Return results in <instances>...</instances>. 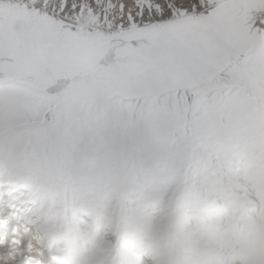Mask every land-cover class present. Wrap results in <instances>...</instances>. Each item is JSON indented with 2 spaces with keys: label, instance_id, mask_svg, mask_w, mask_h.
<instances>
[{
  "label": "rangeland",
  "instance_id": "rangeland-1",
  "mask_svg": "<svg viewBox=\"0 0 264 264\" xmlns=\"http://www.w3.org/2000/svg\"><path fill=\"white\" fill-rule=\"evenodd\" d=\"M4 11H11L7 4ZM17 19L13 12L11 22ZM48 25L34 34L42 45L129 41L97 27L90 13L70 35ZM125 63L134 62L107 66L123 70ZM81 81L88 86L70 91L0 78V168L11 182L31 180L45 189L62 220L64 245L68 216L74 228L86 213L90 222L101 216L114 222L115 239L130 235L158 251L142 264H264V43L256 40L236 61L172 83L144 72ZM151 203L164 223L149 212ZM187 205L196 240L176 231ZM208 205L223 216L215 226L205 218ZM123 255L120 264H136ZM222 256L232 261L223 263ZM113 257L95 259L103 264Z\"/></svg>",
  "mask_w": 264,
  "mask_h": 264
},
{
  "label": "snow or ice",
  "instance_id": "snow-or-ice-1",
  "mask_svg": "<svg viewBox=\"0 0 264 264\" xmlns=\"http://www.w3.org/2000/svg\"><path fill=\"white\" fill-rule=\"evenodd\" d=\"M89 13L97 27L127 37L144 74L161 84L210 70L244 41L264 43L257 23L264 21V0H0V78L8 66L40 55L30 39L16 46L15 34L34 35L50 21L70 35ZM18 224L6 220V242Z\"/></svg>",
  "mask_w": 264,
  "mask_h": 264
},
{
  "label": "bare ground",
  "instance_id": "bare-ground-1",
  "mask_svg": "<svg viewBox=\"0 0 264 264\" xmlns=\"http://www.w3.org/2000/svg\"><path fill=\"white\" fill-rule=\"evenodd\" d=\"M11 23H14V22H11ZM107 30L109 29L107 28ZM27 38L28 37L23 38V37H20L18 34H15L13 36V41L16 46L23 47L25 43V39ZM253 42L254 41H250V40L244 41L239 47H242L243 50L247 48H251ZM125 45L126 44L124 43L122 46H125ZM128 45H131V43L128 42ZM111 46L113 45L111 44ZM239 47L233 50L232 52H230L221 63L219 62L216 64H220V67H221V65L223 64H229V63L236 61V59L239 57L240 52L243 51V50L240 51ZM117 49L118 48L114 49L113 53L116 52ZM59 51L60 50L58 49H52V50L45 51L44 54H45L47 63H42L40 59L36 58L34 60H31V59L24 60L15 65L8 66L5 71L4 76L13 78L16 81L20 80L24 83H30L34 86H44L48 88H61L62 86H64L66 87L65 89L68 88L70 91L73 89H77L79 87L88 86L86 84V81H81L82 79L84 80V77L82 76L85 75L84 71L82 70L83 68L81 67H83L82 65L86 66L87 63H85L84 61H82V65L78 63L79 61H81V58L84 59V57L79 56L78 53L87 54L85 57L86 60L92 59V58L97 59L98 57H96L97 55L94 53L95 47L94 46L93 48L92 47H83V48H65L64 47V51H65L64 57L60 55H56V52H59ZM127 56H131V53L128 52ZM59 57H62V58H59ZM131 57H134L131 60L134 63L130 67H126V64L128 63H125V67L123 68V70L120 66L111 67V66L106 65L105 67L103 66L102 68L98 69L93 75L99 76L101 78H113V77L115 78V77H128L130 75L135 76L139 73H143L142 64L138 63L140 61V58L136 56V54H132ZM76 58H79V59H76ZM108 59L109 58L105 60L107 61ZM119 63H123V62L119 61ZM38 68L43 70V74L45 72L48 75V77H46L45 75L39 74ZM50 71L55 72V74L50 73ZM62 74H63V77L61 76ZM78 75L80 77L79 79L77 78ZM54 78H60V79H54ZM64 80L67 82L65 83ZM60 81L65 84H59ZM0 169L4 170V171H0V178L5 177L4 173H8V171L5 168H0ZM30 182L32 184L31 183L25 184L22 182V185L21 186L18 185L20 187H18L15 190H12L11 188L9 189L12 191V193L9 194V197L14 198L12 200L16 199V201L19 202L18 205H16L12 209L13 211L19 212L18 215L21 218V221L18 224V228L20 227L21 229H20L19 234L15 235L17 237L15 239L17 240L20 237V235L21 237H23L24 236L23 233L26 232L25 238L26 237L28 238L27 241H29L30 239V242L27 243L24 247L22 246L23 247L22 251L29 250L28 253H31V256H36L40 254L41 251H38V243H37L39 242L43 247H45L46 253L48 251H51L52 255L57 256L58 260L56 262L60 260L64 262L66 261V259L68 260L69 253L65 251L66 243L64 245V241L62 238V232H63L62 220L59 217H57L56 212L52 207L53 205L52 202H50L51 206L48 205V200L45 196L46 193H42L40 189L38 190L36 188L35 186L37 185L36 182L31 181V180ZM0 188H3L2 190L6 189V185L3 183L2 179H0ZM43 191L46 192L45 190ZM1 203L3 206H8V204H10L6 198L0 197V204ZM151 204L148 207L149 212L152 214V216L155 219H157L158 221H162L161 219L162 210L156 209L155 204L153 203ZM211 205L213 204L211 203ZM23 206H26L25 208L27 207L30 208L31 211L29 213H26L23 210ZM5 209L10 211L11 207H8ZM248 211L250 214L255 215L257 209L252 207L248 209ZM193 212L194 211L191 205H187V211H185V213L183 212V209L181 208V217L177 225H175L176 231L179 233V236L181 238L188 239V240H193V239L196 240L194 238L195 236L193 235V233L190 232L191 230L189 229L190 223L193 219V217H191ZM203 212H204L206 220H208L212 224V226L213 225L215 226L216 224H218V222L220 221V218L223 217L222 215H216V211L213 206H209V205L203 206ZM5 215H6L5 213L0 215V224L6 222L5 221L6 218L3 219ZM83 217L84 218H82V220L78 219V222L76 223L77 225L74 226L73 228L71 227V223H70L69 216H68V224H69L68 238H69L70 248H71V253H72V256L70 257L72 261H73V258L76 259V261L78 262L76 264H98L95 258L98 256H104L108 253H112L114 255L113 258L108 259V262L110 264H113V263L120 264L121 262H123L119 258L120 256L122 257L125 256L123 254H126V256L129 255L127 256L128 259L129 257L133 258L136 264H142V262L144 261L143 258L145 257H149L150 259L153 260L154 257H158V255H160V254L157 255V252H158L157 250L154 251L151 246H148L146 244L144 245L143 243L141 244V241L138 238L133 239L130 235L123 236L124 238L122 237L120 239L118 238L119 237L118 236L115 239V225L116 224H114V222L112 221H109L110 219L107 220L106 218H103L101 216V218L99 217V219H96V220L93 219L94 222H90L91 220L89 221L88 214L85 213ZM225 219H227L228 221L231 219V217L228 216ZM83 220H85V224L82 223ZM164 222L165 220L162 221V223ZM101 235L105 239H103L102 241L100 239H95L97 236H101ZM33 236L37 239V241L35 242L31 241ZM8 242L9 241L6 242L5 247L8 245ZM1 243H2V240H1V234H0V247H1ZM114 244L115 246L113 248ZM16 246L17 244L15 245V247ZM119 248H122L125 252L121 253L122 251L119 250ZM22 253L15 252L12 249L5 250V248H1L0 249V264H14V260L12 261V258H18L19 260H21L24 256V255H21ZM226 257L227 256H222L220 257V260L223 263L232 261V259H230L229 257L228 258ZM33 262H37V260H34ZM108 262L106 261L103 264H109ZM126 262L127 261H125V264H127ZM133 263L130 262V264H133Z\"/></svg>",
  "mask_w": 264,
  "mask_h": 264
},
{
  "label": "water",
  "instance_id": "water-1",
  "mask_svg": "<svg viewBox=\"0 0 264 264\" xmlns=\"http://www.w3.org/2000/svg\"><path fill=\"white\" fill-rule=\"evenodd\" d=\"M18 35L20 37H23V38L25 37V36H22L20 34H18ZM27 37H28L27 39H30L32 41V43L36 45L37 50L40 53V58H41L42 63H47V60H46L45 54H44V52L47 51V50L58 49L60 51L56 52V55H60V56L64 57V55H65L64 47L65 48H83V47H86V46L72 47V46H66V45L59 46V45H56V44H45V45H42L41 43H39L37 41V39L32 34H30ZM128 42L129 41H121V40L117 41V40H115L113 42L114 46H111V43H109V44L104 43V44L94 45V47H95V52L94 53L97 55L96 57H98L99 55H102V54L104 56V57H98L97 59L92 58V59L86 60L85 57H86L87 54L78 53L79 56L84 57V59L81 58V61H79L78 63H80L81 65H82V61L87 63L86 66L82 65L83 67H81V65H80V67L83 68L82 70L85 73V75H83L82 77H84L85 79L88 78V77H91V75H93L98 69L102 68L103 66L105 67L107 64L111 65V64L114 63V61H116V62H118V61L133 62L131 60L134 57H131V56H132V54H136V52L133 50L132 45H128ZM124 43L126 45L122 46ZM116 48H118V49L116 50V52L113 53V50L116 49ZM101 50H103V51L101 52ZM128 52L131 53V56H127ZM109 55H111V56H109ZM136 56H138V55L136 54ZM103 58H109V59L107 61H104ZM76 59H79V58H76ZM102 59H103V61H102ZM140 61L138 63L142 64ZM77 78L78 79L80 78L79 75L77 76ZM64 82L66 83L67 81L64 80Z\"/></svg>",
  "mask_w": 264,
  "mask_h": 264
}]
</instances>
